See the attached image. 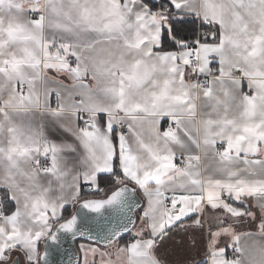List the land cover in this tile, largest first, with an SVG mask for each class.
I'll return each instance as SVG.
<instances>
[{
    "label": "snow or ice",
    "instance_id": "snow-or-ice-1",
    "mask_svg": "<svg viewBox=\"0 0 264 264\" xmlns=\"http://www.w3.org/2000/svg\"><path fill=\"white\" fill-rule=\"evenodd\" d=\"M102 173L121 187L84 199ZM82 200L105 247L77 264H165L206 207L227 216L202 264H264V0H0V264H54L61 233L87 234L62 215Z\"/></svg>",
    "mask_w": 264,
    "mask_h": 264
},
{
    "label": "crops",
    "instance_id": "crops-1",
    "mask_svg": "<svg viewBox=\"0 0 264 264\" xmlns=\"http://www.w3.org/2000/svg\"><path fill=\"white\" fill-rule=\"evenodd\" d=\"M165 27H167V26H165ZM163 36H164V32L162 30L161 47H162ZM175 50H178V45H177V48ZM50 87H55V85H50ZM57 135H59V133H57ZM218 147H219V145H218ZM203 159L204 158L202 156V168H203ZM105 175L111 176L110 174H103V173L100 174V176H105ZM99 177H98V186H95V185L91 186V187L85 186L82 188V196L84 197V199H85V197H90L89 195H87L88 189H90V188H94L95 192L101 191L100 186H99ZM112 179L114 180L113 177H112ZM114 183H115V181H114ZM124 186L132 187L131 184H126ZM120 187H121V185H118L115 183V188L112 190L115 191V190L119 189ZM103 190H105V189H103ZM103 190H102V193H103ZM137 193H138L140 199L142 200V204H143L141 209L137 212L136 228H139V226H140L139 217L142 213V210L147 207V198L143 195L141 190H137ZM91 194H93V193H91ZM110 194H112V192ZM82 201H80V202H82ZM77 204H79V203H77ZM77 204L66 205V208L72 207V211H74ZM233 204H234V206L241 207L239 202H233ZM245 206L251 207L253 211H258V209H256L254 203L250 204V205H245ZM226 216H227V214L222 213L221 210H219V209H211L210 207H206L205 214L201 217L203 222H204V228L201 229V228L193 227V229L190 233L183 234L182 239L180 237H177L175 240H172V241L165 243L159 251L160 258L165 261V264H202V262H204L208 259L209 242L211 239V233L216 230L217 217H219V219L222 220V219L226 218ZM237 230L238 231H245V230L250 231V230H252V225L248 224L247 221H245V223L238 226ZM134 234H135V230H133L131 235L128 234L127 238L120 239L118 242L123 246V244L127 243L128 241H130L133 238ZM80 242H83V241H79L77 243L78 248H79ZM44 243H45V241L40 242V247L42 248V250H40L41 252H43ZM252 243H253L252 240L242 236L241 246L247 248ZM229 244H230L229 238L221 237L218 240L217 247L218 248H224V247H227ZM89 246L99 247L102 250L105 247L103 245H99V244H95V243H90L86 247H89ZM79 252H80V260L82 261L83 253L81 252V250H79Z\"/></svg>",
    "mask_w": 264,
    "mask_h": 264
},
{
    "label": "water",
    "instance_id": "water-1",
    "mask_svg": "<svg viewBox=\"0 0 264 264\" xmlns=\"http://www.w3.org/2000/svg\"><path fill=\"white\" fill-rule=\"evenodd\" d=\"M110 196L111 194L107 198H109ZM100 199H106V198H100ZM100 199H89V200H100ZM136 201L138 203V206L131 213L134 219H137V212L141 209L143 205L142 200L140 199L138 193H136ZM82 203L83 201L76 205L73 214L79 211L80 213H83L87 216L88 224L85 226L87 228V234L85 236H77L75 239H73L70 234L61 233L60 243L58 245L51 244V242H48L51 244V248H50L51 255L49 259L50 261L54 262V264H77V260H80V252L77 247V241L79 240L105 246V240L103 239V234L97 236V231H96V223L97 221L102 222V219L97 214L91 213L87 209H83L81 207ZM104 212L105 215H108L109 213L112 212V210L105 209ZM112 218L113 220H115V216H113ZM82 224L83 222L80 219V216L78 215V226H81ZM129 227L132 226L130 225ZM89 235L95 237V239H89L88 238ZM124 235L126 234H123V236Z\"/></svg>",
    "mask_w": 264,
    "mask_h": 264
},
{
    "label": "trees",
    "instance_id": "trees-1",
    "mask_svg": "<svg viewBox=\"0 0 264 264\" xmlns=\"http://www.w3.org/2000/svg\"><path fill=\"white\" fill-rule=\"evenodd\" d=\"M198 29L199 24H192L189 19L187 18H177V22L173 25V32L178 38H186L189 41H191L194 30H196V35H198ZM162 48L167 51H173L177 48V44L172 39V33H169L167 35L164 34L163 41H162ZM114 183V180L112 179V176H100L99 177V186H100V192L97 191L93 194L87 192L90 197H85V199H100L103 189H106L110 186H112ZM72 207L66 208L63 212V216L69 218L72 215ZM128 234L124 235L125 238H127ZM80 241V240H79ZM77 241V243L79 242ZM40 250L42 248L40 247Z\"/></svg>",
    "mask_w": 264,
    "mask_h": 264
},
{
    "label": "rangeland",
    "instance_id": "rangeland-1",
    "mask_svg": "<svg viewBox=\"0 0 264 264\" xmlns=\"http://www.w3.org/2000/svg\"><path fill=\"white\" fill-rule=\"evenodd\" d=\"M114 188H115V183L112 186H110V187L106 188L105 190H103V194L101 195V198H107L109 196V194L111 192H113L112 189H114ZM73 212L74 211H72L71 213L73 214ZM82 244L86 247L87 245L90 244V242H85V241L80 242L79 249H80V245H82Z\"/></svg>",
    "mask_w": 264,
    "mask_h": 264
},
{
    "label": "built area",
    "instance_id": "built-area-1",
    "mask_svg": "<svg viewBox=\"0 0 264 264\" xmlns=\"http://www.w3.org/2000/svg\"><path fill=\"white\" fill-rule=\"evenodd\" d=\"M200 34V29H198V35ZM88 192L89 193H94L95 192V189L94 188H90L88 189Z\"/></svg>",
    "mask_w": 264,
    "mask_h": 264
},
{
    "label": "bare ground",
    "instance_id": "bare-ground-1",
    "mask_svg": "<svg viewBox=\"0 0 264 264\" xmlns=\"http://www.w3.org/2000/svg\"><path fill=\"white\" fill-rule=\"evenodd\" d=\"M78 246V245H77ZM44 247V246H43ZM79 249V248H78ZM80 250V249H79Z\"/></svg>",
    "mask_w": 264,
    "mask_h": 264
}]
</instances>
